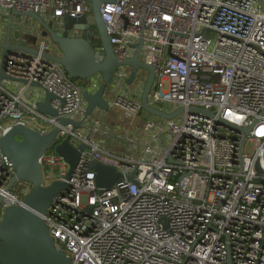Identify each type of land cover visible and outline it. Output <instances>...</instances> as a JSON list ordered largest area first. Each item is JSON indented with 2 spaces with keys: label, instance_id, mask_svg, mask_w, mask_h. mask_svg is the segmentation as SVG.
Here are the masks:
<instances>
[{
  "label": "built area",
  "instance_id": "obj_1",
  "mask_svg": "<svg viewBox=\"0 0 264 264\" xmlns=\"http://www.w3.org/2000/svg\"><path fill=\"white\" fill-rule=\"evenodd\" d=\"M13 8L35 12L55 27L63 26L65 16L87 15L94 22L88 1L0 0V33H6ZM101 16L119 58L132 57L142 41L140 58L156 66L150 105L172 102L186 111L164 123L145 121L143 132L154 134L140 156L103 150L92 137L105 133L103 119L86 116L84 97L96 92L102 75L70 77L62 64L43 56H60L58 45L41 35L37 23L29 26L39 34L37 46L32 44L30 29L24 36L23 21L14 17L12 43L38 54L13 50L7 59L0 138L14 125L41 134L59 127L40 158L44 184H70L44 216L57 248L78 264H264V0H109ZM128 74L118 69L114 82ZM32 83L54 94L57 115L39 111L43 98ZM143 87L137 85L140 97ZM109 102L131 118L144 110L141 98L121 95ZM191 106L216 116L190 113ZM61 117L82 125H63ZM218 117L250 128L249 134ZM67 137L76 147L89 145L69 178L70 165L55 149ZM127 140L135 146L133 136ZM93 161L113 165L123 176L98 187ZM14 176L13 161L0 150V221L15 198L23 199L13 189V197L6 192Z\"/></svg>",
  "mask_w": 264,
  "mask_h": 264
},
{
  "label": "water",
  "instance_id": "obj_2",
  "mask_svg": "<svg viewBox=\"0 0 264 264\" xmlns=\"http://www.w3.org/2000/svg\"><path fill=\"white\" fill-rule=\"evenodd\" d=\"M92 4L93 25L96 27L101 45L93 46L92 39L95 31L87 22V15L75 18L65 16L62 27H54L43 17L35 12H20L11 9L8 17L5 39L0 41L2 57L0 62V80L8 77L5 73L6 63L13 50H23L32 54H38V49L25 45L15 44L11 41V31L15 16H27L36 21L41 27V35L49 37L58 45L61 55L55 56L43 53L53 61L63 65L68 75L72 78L87 79L97 74L102 75V83L95 93L84 92L88 102L86 116L91 115L96 109L108 111L110 102L106 97L107 89L115 85L114 76L118 69L130 70L125 84L131 85L141 71L147 73V79L141 95L143 109L151 114L164 119H173L180 113H184V107H178L173 112H167L156 108L149 103V94L153 88L156 66L149 64L140 58L142 41L136 48L132 57L119 58L113 50L110 36L106 30L101 16V6L109 0H82ZM12 79V78H11ZM22 82L26 83L25 80ZM39 86L38 83H32ZM119 88V86H116ZM54 94L46 91L43 99L39 100L37 107L39 111L51 115H57L51 106ZM190 113H203L210 117L216 115L200 107L191 106ZM217 121L231 129L249 134L250 128H243L221 117ZM61 124L72 123L75 127H81L82 121L61 117ZM59 127H55L46 134L25 126L14 125L0 138V150L7 155L14 164L15 176L6 187L10 192L18 183H26L29 188L23 199L15 198L16 203L6 207L0 221V264H78L67 255L63 248L58 249L55 239L51 236L49 227L44 216L54 200L62 192L70 190V184L66 181L54 180L48 184L43 183V168L40 158L52 146L56 140ZM90 134L87 135V139ZM89 148L86 142H81L78 147L72 144L70 137L64 139L55 146L58 154L70 165L68 178L78 164L85 149ZM94 161L91 168L96 172V183L98 187H110L123 175L115 166L102 161ZM131 178L132 176L129 175ZM4 196L0 197V205Z\"/></svg>",
  "mask_w": 264,
  "mask_h": 264
},
{
  "label": "rangeland",
  "instance_id": "obj_3",
  "mask_svg": "<svg viewBox=\"0 0 264 264\" xmlns=\"http://www.w3.org/2000/svg\"><path fill=\"white\" fill-rule=\"evenodd\" d=\"M4 14L5 13L0 10V17H2ZM89 15H90V17H92L91 12L89 13ZM15 19H21L23 21L22 29H24V36H27L28 34H30L34 37L37 36V35H35L33 29H30V27H29V26H34L36 24L35 20H33L32 18L27 17V16H16ZM1 24L3 25V22L0 23V26H1ZM91 27L95 31L94 38H99L98 33L96 31V27L94 25H92ZM27 29H30V30L28 31V33L26 35ZM14 30H15V26H13V30H12V34H11V40H14ZM4 39H5V34H4V32H1L0 33V40H4ZM24 43L31 44L27 40L26 37H25ZM36 46H37V44H36ZM0 57H2V49H0ZM146 79H147V74H141V73L138 74L131 85H126L127 91L128 92L129 91L130 92L135 91V88L137 87V85L139 83H141L144 86ZM125 80H126V78H125ZM119 93H122V92L119 91ZM107 94H106V97L108 98ZM116 97H117V94L114 98H116ZM135 98H136L135 99L136 101L140 100L138 94L135 95ZM109 99L112 100L113 97H111V98L109 97ZM158 107L163 109L164 111H167V112H172L176 109V105L172 102L159 103ZM94 115L100 116L103 120H105V118H107V120L110 123H114V125H112V131L113 132H111V133L116 135V137H111L110 135L105 134V133L104 134L94 133L92 135L93 139L97 142V144L100 148H102L103 150H105V151H107L113 155H117V156L125 155V154H133L136 156H140L142 154V152H143V146L142 145L149 142L148 139H149V137L153 131H150L148 135H146L142 138L140 137V135H138L137 138L134 137L136 143H135V146L132 147L131 144L127 140L128 136H126L127 135L126 134L127 128L129 127V121L125 118V113L123 110H121L119 107L112 108L111 110H108V111L96 109L90 115V117H92ZM151 119L156 121V122L160 121L161 123H164L166 121V119H164L162 117L155 116V115H151ZM118 124H122V125L120 127L116 128L115 125H118ZM142 124H143V122H141L140 125H142ZM29 125L32 127H35V124L30 123ZM164 136H165V134L162 133V137H164ZM164 145L167 146V142H164ZM247 151H249V152L252 151V144L251 143L247 144ZM95 163L96 162L94 161L93 164H95ZM53 177H54V175L52 173H50V178H53ZM18 186H20V187L18 188ZM14 187H15L13 190L14 192L16 190L20 189V191L22 193V197L27 193L28 188H29L28 185L25 186L24 184L23 185L18 184V185H15Z\"/></svg>",
  "mask_w": 264,
  "mask_h": 264
},
{
  "label": "crops",
  "instance_id": "obj_4",
  "mask_svg": "<svg viewBox=\"0 0 264 264\" xmlns=\"http://www.w3.org/2000/svg\"><path fill=\"white\" fill-rule=\"evenodd\" d=\"M141 74H147V73L141 71ZM125 81L126 80L124 79V81H122L120 83H116L115 82V85H113V89L112 88L107 89V93H108L107 94V96H108L107 99L109 101H112L114 99V97L116 96V94H117V96H121L122 95V96L133 98V99H136L135 95L138 94L139 98H141L140 97V93L137 90V87L135 88V91H131V92L127 91ZM116 86H119V88L116 87ZM33 90L34 91H38L41 94V97L44 98L45 92L41 88H39L38 86H33ZM119 91H121L122 93H119ZM109 97L110 98L113 97V99L110 100ZM112 108H115V107H111V109ZM111 109H109V110H111ZM120 109L123 110L122 108H120ZM123 111L125 113V118L129 121V127L127 128V133H126L127 135L126 136H133V137L137 138V136L140 135V137L142 138V137H144V136L149 134V133H144L142 129H143V125H144L145 121L151 119V114L147 113L146 111H141L138 115H136V116L131 118V116H129L128 113L125 110H123ZM141 122H143L142 125H140ZM109 123L110 122L107 120V118H105V120H103V128L105 129V134H108L111 137H116V135L111 133V132H113L112 131V125H114V123H110V124ZM121 125L122 124H118V125H115V127L118 128ZM152 134H154V133L152 132L151 135ZM151 135H150L148 141L152 140V136Z\"/></svg>",
  "mask_w": 264,
  "mask_h": 264
},
{
  "label": "trees",
  "instance_id": "obj_5",
  "mask_svg": "<svg viewBox=\"0 0 264 264\" xmlns=\"http://www.w3.org/2000/svg\"><path fill=\"white\" fill-rule=\"evenodd\" d=\"M92 44H93V46L98 47V46L101 45V40H100L99 38H94V37H93V39H92ZM143 111H145V110H143ZM19 187H20V186H18V188H19ZM14 193H16L17 195H19L20 197H22V193H21L20 189L16 190ZM23 197H24V196H23ZM23 197H22V198H23Z\"/></svg>",
  "mask_w": 264,
  "mask_h": 264
},
{
  "label": "flooded vegetation",
  "instance_id": "obj_6",
  "mask_svg": "<svg viewBox=\"0 0 264 264\" xmlns=\"http://www.w3.org/2000/svg\"><path fill=\"white\" fill-rule=\"evenodd\" d=\"M53 26H54V25H53ZM35 35H37V36H35V37H34V36L29 37V38H30L29 40L31 41L32 44H36V43L38 42L39 34H35ZM21 184H22V185L24 184L25 186L28 185V184H26V183H21ZM21 184H20V185H21ZM17 185H18V184H17ZM14 188H15V187H14ZM14 188H13V190H14Z\"/></svg>",
  "mask_w": 264,
  "mask_h": 264
}]
</instances>
